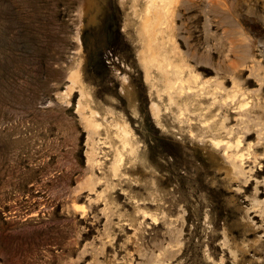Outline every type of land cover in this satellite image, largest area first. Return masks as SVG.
Here are the masks:
<instances>
[{"label":"rangeland","instance_id":"1","mask_svg":"<svg viewBox=\"0 0 264 264\" xmlns=\"http://www.w3.org/2000/svg\"><path fill=\"white\" fill-rule=\"evenodd\" d=\"M0 264H264V0H0Z\"/></svg>","mask_w":264,"mask_h":264},{"label":"bare ground","instance_id":"2","mask_svg":"<svg viewBox=\"0 0 264 264\" xmlns=\"http://www.w3.org/2000/svg\"><path fill=\"white\" fill-rule=\"evenodd\" d=\"M149 1V0H148ZM153 1V0H152ZM157 4V3H156ZM160 7V6H159ZM152 8H154V7H152ZM157 9V8H156ZM155 11H157V10H155ZM151 14V13H150ZM155 15V14H154ZM145 17V16H144ZM158 24H159V20L158 19H156V20H153L152 21V18L150 17V15L149 14H147L146 15V17L143 19V21H142V25H143V27H144V30L146 31V35H147V37L148 38H151V39H153V38H155V36H156V32L158 31L157 29V26H158ZM150 26H151V30L149 29L150 28ZM144 30H142V31H144ZM144 31V32H145ZM159 31H160V27H159ZM145 35V34H144ZM150 35V36H149ZM147 38V39H148ZM156 58V57H155ZM166 59V58H165ZM170 64V63H169ZM161 68V67H160ZM162 69V68H161ZM166 70V69H165ZM165 72H167V71H165ZM179 79V78H178ZM171 80V79H170ZM176 81L177 80H175V83H176ZM173 83V82H172ZM173 88V87H172ZM191 131V130H190ZM228 140V139H227ZM125 143H128L127 141H128V138H125ZM219 142V141H218ZM122 143H124L123 142V139H122ZM129 144V143H128ZM225 144V146L226 147H229L230 145H231V143L228 141V142H226V143H224ZM235 144V143H234ZM233 144V145H234ZM126 144H124V146H125ZM240 146V145H239ZM126 147V146H125ZM230 148V147H229ZM233 148H235V147H233ZM132 149V148H131ZM131 149L129 150V151H131ZM219 149V148H218ZM133 150V149H132ZM226 150V149H225ZM231 151V150H230ZM227 152V151H226ZM237 152V151H236ZM226 154H228V153H226ZM235 154H237V153H235ZM232 155V154H231ZM229 156V155H228ZM235 156H237V155H235ZM126 158V157H125ZM234 158V157H233ZM237 158V157H236ZM120 159V158H119ZM259 159V158H258ZM236 160V159H235ZM234 160V161H235ZM230 162H231V160H230ZM233 162V161H232ZM232 162H231V166H232ZM236 162V161H235ZM234 163V162H233ZM235 164H238V162H236V163H234V165ZM234 165H233V168H234ZM239 165V164H238ZM235 166H237V165H235ZM238 169V168H237ZM236 170V169H235ZM233 171V170H232ZM231 172V171H230ZM231 173H234V171L233 172H231ZM231 173H229V174H231ZM236 173V172H235Z\"/></svg>","mask_w":264,"mask_h":264}]
</instances>
